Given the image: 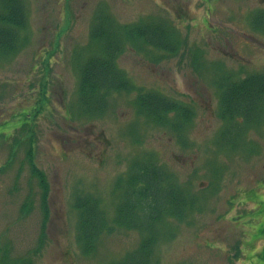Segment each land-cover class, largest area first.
I'll return each instance as SVG.
<instances>
[{
  "label": "rangeland",
  "instance_id": "374dc122",
  "mask_svg": "<svg viewBox=\"0 0 264 264\" xmlns=\"http://www.w3.org/2000/svg\"><path fill=\"white\" fill-rule=\"evenodd\" d=\"M25 3L26 41L17 53L0 55V166L9 161L0 171V247L9 245L13 256L30 254L36 264L121 260L143 233L111 223L114 231L104 232L85 254L73 203L78 194H92L111 222L116 179L134 159L151 156L196 195L197 205L184 219L165 221L168 237L156 247L155 264H264V123L223 133L217 85L225 74L264 70V33L254 28L264 0ZM102 10L120 23L154 18L179 29L177 52L132 43L119 64L142 91L191 107L194 117L183 132L139 114L136 89L112 92L102 116L81 114L80 68L93 52L91 32ZM31 131L33 159L51 187L39 250L44 216L27 156ZM28 201L29 211L23 208Z\"/></svg>",
  "mask_w": 264,
  "mask_h": 264
},
{
  "label": "trees",
  "instance_id": "16d2710c",
  "mask_svg": "<svg viewBox=\"0 0 264 264\" xmlns=\"http://www.w3.org/2000/svg\"><path fill=\"white\" fill-rule=\"evenodd\" d=\"M1 5L0 52L12 53L18 50L21 40H24L21 31L27 26L25 2L1 0ZM96 20L92 38L100 49L83 64L79 84L81 107L88 114L102 113L108 105L111 92L134 88L117 63V57L126 40L142 39L164 49L177 48L167 38L176 32L163 23L118 24L105 13H100ZM136 104L141 113L162 124H165V115L168 112L174 111L182 118L191 116L187 106L159 92H141ZM263 105L264 73H254L239 80L228 81L221 93V113L230 120L243 117L247 123L252 122L251 119L255 120ZM236 125L237 128H234ZM240 130H243L241 124L226 123L223 133L233 136ZM32 170L39 178L42 191L41 207L44 219L42 236L36 249L39 250L46 237L45 225L50 215V186L45 173L34 163ZM117 184L123 192L115 221L119 225L148 234L135 251L113 264H152L154 250L161 237L158 225L168 217L186 216L187 210L195 207L196 197L180 186L164 167L152 159L136 160L127 177L119 179ZM75 207L79 211L78 240L83 251L91 253L101 234L110 229L109 222L98 199L92 195L78 196ZM23 208L29 211L32 203H24ZM8 246L6 244L0 247V264H36L30 254L13 256Z\"/></svg>",
  "mask_w": 264,
  "mask_h": 264
}]
</instances>
